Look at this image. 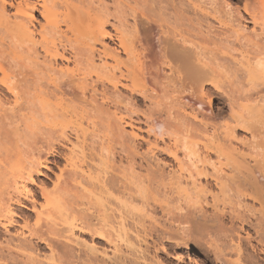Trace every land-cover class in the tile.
<instances>
[{"label": "bare ground", "instance_id": "6f19581e", "mask_svg": "<svg viewBox=\"0 0 264 264\" xmlns=\"http://www.w3.org/2000/svg\"><path fill=\"white\" fill-rule=\"evenodd\" d=\"M135 1L112 0V11L107 0H0V229L20 225L15 237L23 254L33 239L47 243L48 260L38 263L70 262L69 244L81 243L78 229L134 246L128 227L114 225L110 211L117 207L122 218L125 210L134 212L137 198L147 203L154 180L186 204L207 200L209 192L216 210L223 208L220 201L247 197L264 225V0L199 5L197 13L217 22L209 24L207 17V30L179 13L167 20L138 13ZM212 88L228 97L232 121L218 124ZM124 93L134 102L133 114L140 111L136 96L150 102L143 112L149 138L120 108L116 99ZM168 96L170 113L155 115L152 108ZM240 131L250 135L241 138ZM141 138L147 155L158 150L171 157L167 182L162 175L146 179L135 176L132 166H116L115 145L133 161ZM249 154L254 166L246 162ZM50 157L64 163L50 185L40 180L37 199L31 184L49 175ZM208 176L215 190L207 191ZM24 198L35 217L18 223L13 204ZM117 243L110 259L122 264ZM84 245L98 251L94 243ZM26 255L24 264L37 260Z\"/></svg>", "mask_w": 264, "mask_h": 264}, {"label": "rangeland", "instance_id": "374dc122", "mask_svg": "<svg viewBox=\"0 0 264 264\" xmlns=\"http://www.w3.org/2000/svg\"><path fill=\"white\" fill-rule=\"evenodd\" d=\"M144 1L139 0L137 3L139 5L135 4V2L137 1L134 2V8L138 13L146 12L147 14H151L155 18L162 17V19L166 20L168 19V17H170L169 19H172L171 16L177 15V13H179L192 19V22L198 26L200 24L203 25V30H205V28L207 30L208 18L209 20H212L209 21L210 23L208 22L209 24L214 21L212 19L213 17H211L210 15L207 16V18L206 16L203 17V14L199 13V10L198 13L196 12L199 5L203 7L209 6V0H166V2L165 0H149V2ZM230 1L234 4H240L244 0ZM245 1L252 2L254 0ZM108 2L110 4V8L113 11L114 7L111 3L112 0H107V3ZM194 12L197 13V15ZM127 14H129V12ZM127 14V18L130 19L128 20L133 22L131 13L130 15ZM198 14H201L204 19ZM37 18H39V15ZM113 19L112 22L114 21ZM114 22H116V20ZM213 23L217 26L216 21H214ZM112 24L113 23H110V25L108 26L109 29H111ZM170 84L172 86L170 87V89H168V94L169 96H174L172 92V90L174 89V85L172 83ZM212 89L210 90V96H213V106L216 109V114L220 115L218 116L217 120L218 124H222L223 122L225 123L230 120L232 121L228 108V97L222 92H216V90L214 91V89ZM126 95L127 94L124 93L123 96L121 95L122 97L117 96L116 100L119 104L120 102L123 103H121L119 106H121L120 108L122 109L124 114L129 115V113L131 112V106L134 110V102L132 103V101H129L132 99H129V96ZM169 96L168 98H166V102H164L163 105H160L158 107L154 106V108H152L154 110L152 112H154L155 115L157 114L158 116L162 115L165 117L170 113L171 110L168 104L172 101V98ZM114 97L116 98V96ZM136 99H138L139 104V115L133 114L131 112L130 116L132 117V120H135L133 121L134 124L137 127L141 128V137L143 136L142 138L146 137L147 139L149 138V133H147L148 125L147 122H145L147 120H145L143 112H148L147 109L150 106V102L139 96H136L135 100ZM238 135L239 137L244 138L245 136L248 137L250 133L248 131H240ZM142 138L140 139V141H137L138 143L136 142V144H134L133 161H128V159L126 158L127 154L122 149L120 144L115 145L117 151L115 154L116 166L120 165V168H128L132 166L134 168L135 176H143L146 177V179L148 177H159L162 175L167 182L168 172L170 170V167L173 166L171 157H169L166 152H161L158 150L155 151L157 153L156 155H153L154 157H152V155H147L146 149L148 147V144L145 142V140H142ZM160 144V146L163 145L162 142H160ZM253 155H247V160L249 162L246 160V162L251 166L255 165V161H252L254 158H252ZM52 159L53 157H50V169H47L49 175H42L39 177L37 176V183L31 184V187L36 193V196H40L38 184H41V181H44L46 182V184L50 185L51 181L55 178L54 174L59 171L58 166H62L64 163L62 157H58V160L55 163L52 161ZM158 164H160L161 167ZM208 167L211 170L213 169L211 168V165H209ZM263 167L260 166V168H262V171H264ZM210 171L209 173L213 174V170L211 172ZM213 178L211 176H208V180L206 179L210 185L207 186V191L208 189L210 191L217 188L215 183H213L215 182ZM206 180H202L204 184L207 182ZM152 183H147L151 185L150 189L153 193L151 194L152 196L149 198L147 203H143L140 198H137L138 200L134 201V212L129 211L131 213H128L125 210L124 215H126V217L123 215V217L121 218L122 213H120V211L116 209L117 207H113L115 208L116 213L110 211L112 216L110 217V221L113 222L114 225H117L121 222L128 227H126V231L129 235V238H132L131 240L133 241L134 246H126L127 242L125 241V244L124 239L122 240V238H118L122 241H119L117 237H115L116 240L114 237H111V240H109L104 236L98 235V233H94V231H90L89 229H86L84 231H79L78 229L77 235H79L81 243H75V241H72L73 243L71 242L69 244V246L71 245L70 248H68L69 250L67 249L70 254V262L68 261V258L65 257L62 258L63 263L59 264H115L116 262L110 258L113 255V249L115 247L114 244H116L118 241L119 242L117 243V245L120 244L121 246V253L119 254L120 256L123 255L121 256V259H123L122 264H222L220 263L221 261L219 262L217 260V258L219 257L224 260H229L233 264H264V234H262L263 236L261 235V226L264 225H262L259 220V211L255 209L256 207L258 208V206L255 207L252 200L245 197L243 199H240L241 202L237 198L232 201H227L226 203L220 201L225 204V206H223L224 204L221 205V203L219 202L220 206L223 207L224 210L223 208L221 210H216L213 207L211 195L209 192H207V200H205L206 198L204 199L202 197L204 200L202 199L198 204L195 203L192 204V206L191 203H187V205L186 202H178L174 196H171L170 198V194L168 195L167 193L163 192L165 190L163 189L162 185L159 186V182H156L154 180L152 181ZM39 196L37 197V199L41 198ZM153 197H157L158 200H155ZM159 199L161 201H159ZM166 205L168 206L166 207ZM13 208L15 210V219L18 223H22L23 218L35 217L34 212L31 209L30 200L26 198H24V203L21 205L18 203H14ZM92 209V211L91 209L87 211L90 215L92 214V212H96L95 208ZM19 226L20 225L16 223L9 227V231L0 229V262L3 263L7 260V262H12L14 264L17 261V263L19 264H24V261L27 259V255L25 256L26 253L33 254V257L35 256L34 259H37L36 261H33L34 263L31 262V260H28L29 264H36L38 263V260L39 262L40 260L43 262L47 261L48 259H46V256L49 255L50 248L47 243L40 240L36 241V239H33L32 245L30 244L32 248L29 249L31 251H26L25 254H23V251L20 250V253L19 249L17 248V244L20 243V241L17 239V237H15L17 236L16 233L19 229ZM10 236L14 237V241ZM126 238L129 239L128 237ZM260 239H263V242H261L262 240ZM6 240L10 241V243ZM82 241L84 243H82ZM115 241L117 242L114 243ZM6 243H9V246ZM87 243H94L98 248V251L93 254L89 247H85L84 244L87 245ZM238 244L242 245L244 251H237V246H239ZM14 247L17 249H15ZM17 250L19 253L17 252ZM92 254L95 256H93ZM174 254H179L181 256V259L178 261L175 260L173 256ZM88 255H91L90 257L92 258V260L90 259L89 261L87 259ZM23 258H25L24 261ZM12 260L16 262H13Z\"/></svg>", "mask_w": 264, "mask_h": 264}]
</instances>
